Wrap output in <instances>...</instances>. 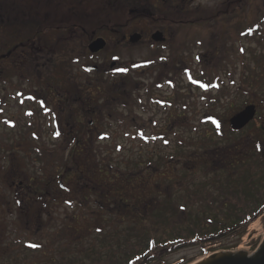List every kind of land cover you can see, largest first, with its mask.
<instances>
[{
  "label": "rangeland",
  "instance_id": "obj_1",
  "mask_svg": "<svg viewBox=\"0 0 264 264\" xmlns=\"http://www.w3.org/2000/svg\"><path fill=\"white\" fill-rule=\"evenodd\" d=\"M234 1L196 0L186 12H176L174 8L171 12L173 19L152 18L153 21L113 24L124 26L127 33L134 31L132 35L164 30L167 40L157 42L160 46L153 48L140 43L141 40L122 42L121 34H118L105 38L106 49L95 54L86 47L89 38L41 36L39 98L42 97V103L39 102V114L32 93V86L36 84L33 68L28 70V113L22 112L25 103L17 102L14 89L10 100L7 92L0 91L1 101H6L1 110L4 113L0 115V264H46L45 253H54L52 257L59 260L62 256L85 254L90 249V242L96 243L93 248L101 251L96 252L103 257L101 264H110L107 258L114 245L100 248L103 242L91 240L95 234L87 231L91 226L85 224V229L81 225L77 228L72 219L78 199L84 198L78 192L80 189L75 192L80 185L69 190V196L63 195L62 191L53 193L57 199L69 197L70 200L54 202L52 194L45 193L43 196L50 197V206L45 212L39 208L40 200L24 201L8 194L10 177L15 175L26 177L30 184L35 175L39 176L41 184L65 170L64 183L77 180L84 185L72 169H65L61 163L62 155L73 142L66 138L69 130H78L77 134L84 131L81 125L74 126L78 119L83 121L85 131L89 126L95 130L93 137L88 139L96 142L98 150L102 151L101 157L107 158L109 153L115 165L124 166L131 155L141 163L145 162L146 154L162 156L165 160L161 162L160 170L168 173L170 164L191 166L192 156L196 153L206 163L218 166L222 161L225 164L246 161L243 159L247 156L256 155L255 141L264 140V134L258 133V127L264 126V40L258 41L257 36L255 39L240 37L239 32L244 28L250 30L252 24H257L264 35V0L242 2L237 5L241 6L239 12H234L231 15L234 17L228 21L227 17H221V13L223 10L232 11ZM14 2L19 5L16 0ZM22 5H13L10 10L11 0H0V14L4 16L11 12L12 21L16 19L14 14L23 13L31 14L35 19L36 1L24 0ZM12 24L20 23L15 20ZM79 95L88 102L85 114L94 115L84 117L81 108H71ZM248 104L256 106L255 117L243 129L231 130L229 118ZM9 114H13L14 121L11 129L7 126ZM98 114H104V117L96 121ZM19 127L24 128L26 139L21 142L27 148V157H23L25 151L3 149L9 142H18L16 133ZM260 148L259 154L264 162V143ZM176 150H180L178 153L183 151V155H174L175 159H170L171 154H177ZM14 155L26 160L21 167L24 169L22 174L10 169L9 161ZM248 164L243 165L246 171L250 170ZM145 167L146 163L140 168ZM233 169L229 167L228 170ZM202 170L196 173L194 181L186 176L189 180L185 185L187 191L170 189L169 195L174 203L169 209L173 218L170 229L174 225L183 227L186 224L184 211L174 209L178 207V201L192 207L191 212L200 211L202 198L196 191L203 185L211 187L209 180L216 181L217 176L224 178L222 174H211L210 169L206 174ZM143 183L148 187L153 181L147 178L139 181L140 191ZM210 192L212 197L214 191ZM18 201L20 203L16 205ZM28 204L33 206L28 207ZM43 212L44 215L39 216ZM59 236L64 237L60 243ZM81 237L83 241L79 243L75 238ZM263 237L264 213L247 225L235 247H231V237H222L206 242L204 249L194 245L182 248L167 260L169 264H193L220 251L245 250L250 254ZM228 245L230 249L224 250Z\"/></svg>",
  "mask_w": 264,
  "mask_h": 264
},
{
  "label": "trees",
  "instance_id": "obj_2",
  "mask_svg": "<svg viewBox=\"0 0 264 264\" xmlns=\"http://www.w3.org/2000/svg\"><path fill=\"white\" fill-rule=\"evenodd\" d=\"M262 13L264 18V12ZM232 14L231 11L223 10L221 17H227L229 21L234 17L231 16ZM259 28L260 25L252 24L250 30L242 29L239 36L251 39L257 36L258 41H262L264 35ZM83 115L85 117L94 114ZM103 115L98 114L96 121L99 117H104ZM75 124L81 125L84 131L74 133L72 137L67 134L66 138L68 140L71 138L73 142L65 155H62L64 158H61V163H64L65 169H72L79 180H83L84 185L81 186L80 181L77 180L64 183L62 179L66 176L65 170L58 173L50 180L39 184L41 201L39 208L45 212L50 206L48 203L50 197L43 196L45 193L52 194L55 199L51 200L54 202L60 199L70 200L69 197L57 199L53 193L62 191L63 195L69 196V190L80 185L75 192L80 189L78 192L84 195V198L78 199L77 210L72 219L77 224V228L78 225L91 226L89 227L91 230L87 231L95 234L91 240L103 242L100 248L114 245L107 258L110 264H169L167 257L178 250L193 245L204 249L206 242L222 237H231L233 240L231 247H235L244 235L247 225L264 213V189H261L264 185L262 170L264 162L262 155L259 154L264 140H254L256 155L243 159L247 162L237 160L225 164V161H222V165L218 166L214 163H206L205 159L197 157L196 153L192 156L194 160L191 166L180 167L179 164L177 167L178 164H170V171L167 173L166 170L165 173L160 170L161 162L165 160L162 156L146 154L145 162L141 163L136 156L131 155L132 158H129L124 166L115 165L109 153L107 158L101 157L102 151L98 150L93 139H88L83 121L78 119ZM258 133L264 134V126L258 127ZM97 139H100L99 135ZM179 151L176 150L177 154H171L170 159H175L174 155L182 156L183 151L178 153ZM251 151L250 149V153ZM145 163L146 167L141 169V165ZM245 163H249L250 170H244ZM229 167L234 169L229 171ZM238 168H240L239 173H237ZM199 169H203L202 172L205 174L209 173L210 169L211 174H222L224 178H218L219 176L216 175L218 178L216 181L209 180V183H212L211 187L203 185L196 191V194L199 192V198H202L200 204L203 207L200 211L191 212L192 207L178 201V207L174 209L184 211L186 224L183 227L174 225L170 229L173 218L169 209H171L170 204L174 203L171 201L169 191L170 189L187 191L185 185L189 180L186 176L189 175L191 181H194ZM143 178L152 180L153 184L147 187L143 183L140 191L138 182ZM31 181V184L39 183L36 175ZM208 189L214 191L212 197ZM33 190L37 189L33 188ZM35 198L33 192L29 201ZM16 205H19V201ZM30 206L33 204H28V207ZM44 212L39 216H43ZM82 228L85 229V226ZM58 239L60 243V239L64 237L59 236ZM75 239H79V243L83 241L82 237ZM90 243V249L85 254L62 256L60 260L52 257L54 253H45L47 259L45 263L101 264L103 257L98 254L101 251L93 248L96 243ZM224 247V250L230 249V245Z\"/></svg>",
  "mask_w": 264,
  "mask_h": 264
},
{
  "label": "flooded vegetation",
  "instance_id": "obj_3",
  "mask_svg": "<svg viewBox=\"0 0 264 264\" xmlns=\"http://www.w3.org/2000/svg\"><path fill=\"white\" fill-rule=\"evenodd\" d=\"M19 5H15L11 0L12 6H23L24 0H16ZM38 4L35 19L31 14H14V21L11 20V12H7L4 16L0 14V91L7 92V98L10 100L13 98L11 90L14 89L15 98L19 104L25 105V110L22 112L28 113L27 100H28V70L33 68L35 77L33 80L36 84L32 86V93L35 98L37 111L39 114V41L42 38H57V39H71L76 37L89 38L86 47L95 39H104L110 35L121 34L122 42H125L133 34V32L127 33L124 30V26H115L117 23L128 22H142L153 21L160 19H173V9L176 8V12H186L190 5L194 4L196 0H35ZM247 1V2H246ZM242 2L249 3L250 0H236L233 4L235 7L231 11L232 13H238ZM197 10H199L197 8ZM176 18V16H173ZM214 17V16H212ZM177 19V18H176ZM213 19V18H212ZM17 21L19 25H13L12 23ZM156 32V31H155ZM154 32L137 33L141 36L140 43H143L152 48L160 46L157 42L150 40L151 35ZM48 34V36H46ZM165 41L167 36L164 30H162ZM147 35V36H145ZM139 40V41H140ZM138 41V42H139ZM164 41V43H165ZM106 44L107 41L105 40ZM105 47L96 52L99 54L106 49ZM16 83V85H14ZM139 87L137 84L136 89ZM78 100L74 101L71 108L78 107L82 109V113L85 114V107L88 105L86 100H82L80 95ZM40 100V101H39ZM6 101L0 99V115L3 114L1 110L3 106H6ZM23 105V106H24ZM84 109V110H83ZM22 110V109H21ZM13 114H9L7 117V126L11 129L14 127V121L12 119ZM89 121V125H91ZM75 127L77 125H74ZM74 128V127H73ZM23 127L18 128L16 134L18 142H9L8 146L3 148L4 150L18 151L23 153V157H27V151L21 141H25L23 134ZM78 130L70 129L69 136H74ZM13 132V130H12ZM95 130L90 126L85 133L88 137H93ZM15 139V137H14ZM7 160V157H6ZM24 162L26 160H20L15 155L13 160L9 161L10 169L18 170L20 174L23 173ZM8 163V162H7ZM19 166V167H17ZM17 167V168H15ZM18 178V179H17ZM39 180V176L36 177ZM25 185V190H23ZM33 188L37 189L36 191ZM33 192L37 200H39V183L30 184L26 177L11 176L9 184V196H13L17 199H23L24 201L32 199ZM20 203V202H19ZM27 211V210H24ZM39 213V212H38Z\"/></svg>",
  "mask_w": 264,
  "mask_h": 264
},
{
  "label": "water",
  "instance_id": "obj_4",
  "mask_svg": "<svg viewBox=\"0 0 264 264\" xmlns=\"http://www.w3.org/2000/svg\"><path fill=\"white\" fill-rule=\"evenodd\" d=\"M141 36L139 34H134L129 37L131 42L139 41ZM151 39L156 42L164 41L162 32L156 31L151 35ZM104 39L93 40L88 49L91 53H96L105 47ZM114 63H111L113 66ZM95 69L96 66H93ZM257 108L254 104H248L244 106L243 109L232 115L229 120V127L233 131H239L247 126L256 115ZM193 264H264V237L260 244L252 253H248L245 250H240L237 252L231 251H220L213 253L201 260L194 262Z\"/></svg>",
  "mask_w": 264,
  "mask_h": 264
}]
</instances>
